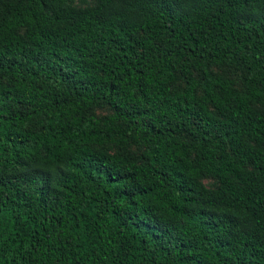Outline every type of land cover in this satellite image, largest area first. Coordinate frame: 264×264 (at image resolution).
Returning <instances> with one entry per match:
<instances>
[{
	"label": "trees",
	"instance_id": "16d2710c",
	"mask_svg": "<svg viewBox=\"0 0 264 264\" xmlns=\"http://www.w3.org/2000/svg\"><path fill=\"white\" fill-rule=\"evenodd\" d=\"M78 1L0 0V264H264V0Z\"/></svg>",
	"mask_w": 264,
	"mask_h": 264
},
{
	"label": "rangeland",
	"instance_id": "374dc122",
	"mask_svg": "<svg viewBox=\"0 0 264 264\" xmlns=\"http://www.w3.org/2000/svg\"><path fill=\"white\" fill-rule=\"evenodd\" d=\"M78 0H76V3L78 4ZM212 71L221 77H225V78H229L232 81L235 82V86L237 90H242L243 86H244V78H245V72L243 71H234L230 68H212ZM184 83L179 82L177 83V85L175 86V88H180V87H184ZM257 108H259L260 110H262L264 112V106H257ZM111 111L107 108L104 109H98L95 111V114L98 116H105L110 114ZM204 183L209 186V187H213L216 184V181L214 179L211 178H206L204 179Z\"/></svg>",
	"mask_w": 264,
	"mask_h": 264
}]
</instances>
